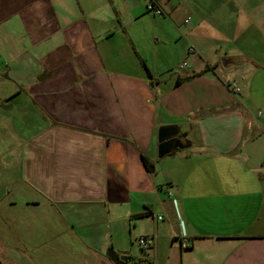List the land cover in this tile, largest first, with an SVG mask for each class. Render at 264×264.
Wrapping results in <instances>:
<instances>
[{
	"label": "crops",
	"instance_id": "0c3cea01",
	"mask_svg": "<svg viewBox=\"0 0 264 264\" xmlns=\"http://www.w3.org/2000/svg\"><path fill=\"white\" fill-rule=\"evenodd\" d=\"M158 4L161 15L143 0H0V157L21 170L11 189L28 185L25 203L71 232L106 222L95 264H115L108 244L128 252L133 233L155 236L150 264L162 238L180 264H264V0ZM168 124L189 146L158 158ZM9 237L3 264H26V241Z\"/></svg>",
	"mask_w": 264,
	"mask_h": 264
},
{
	"label": "rangeland",
	"instance_id": "374dc122",
	"mask_svg": "<svg viewBox=\"0 0 264 264\" xmlns=\"http://www.w3.org/2000/svg\"><path fill=\"white\" fill-rule=\"evenodd\" d=\"M1 51H3V46L0 45V56ZM2 61L0 58V70L2 71ZM6 85L0 83V90L5 88ZM12 113L11 111L8 114ZM1 142V140H0ZM1 145V143H0ZM2 146V145H1ZM0 146V147H1ZM6 156L0 157V261L3 264L2 257L4 256V244L2 242V237L4 235L10 236L9 239L16 241L17 239L13 238V234H18L23 237V241H26V245L29 247L30 252L25 254L23 261L26 264H33V261H37V264H95V259L91 253V249H98L99 245L103 243L104 238L100 237L103 233V230L106 228V222H102L99 225H84L82 230H74L71 232L69 230L66 221H64L60 216H56L52 219L49 218L47 204L42 203L39 206L33 204L25 203L26 197H35L37 196L34 190H32L28 185H23L20 189L12 190L20 180L19 174L20 163L14 165L11 164L10 168H6L3 165V161H6ZM10 177V179H9ZM10 180V182L8 181ZM12 180H15L13 182ZM6 185H9L11 194L7 196ZM23 198L18 200V198ZM14 198L15 204H8V202ZM94 206V205H92ZM96 206V205H95ZM98 208L101 211L100 207H90L89 209ZM94 212V211H93ZM90 213L87 224L92 223L97 216L95 213ZM84 219V216L80 217ZM97 219V218H96ZM151 219V218H150ZM149 220V219H142ZM85 220H78V222L84 223ZM77 223V221H76ZM85 224V223H84ZM150 222L147 221L146 225H149ZM93 229H98L96 236L89 237L88 231ZM32 234L31 238L25 237L28 234ZM56 235V240L52 244L54 252H47L44 248L38 250L39 243L43 242L45 239ZM136 233L132 234L130 238L127 236V244L129 249L127 250L132 256L129 259V264H150L151 260L148 257L144 259L143 251L140 249L139 244L137 243V238H134ZM108 239L109 236H108ZM177 242V240H175ZM43 244V243H40ZM93 246V247H91ZM41 247V245H40ZM170 243L167 238H162L159 242V250L157 251L156 256H154V261L156 264H163L167 260L169 254V262L178 263V256L174 251V248L170 251ZM177 249L180 248L179 245L176 246ZM107 249L111 248V245L108 244ZM149 251H153L152 248ZM170 251V252H169ZM50 262V263H49Z\"/></svg>",
	"mask_w": 264,
	"mask_h": 264
},
{
	"label": "water",
	"instance_id": "95a60500",
	"mask_svg": "<svg viewBox=\"0 0 264 264\" xmlns=\"http://www.w3.org/2000/svg\"><path fill=\"white\" fill-rule=\"evenodd\" d=\"M180 131V126L177 124H168L158 127L156 132L158 158H163L176 149H184L189 146L188 141L182 142L186 135ZM107 255L115 264H127L129 258L128 252H120L114 249H109Z\"/></svg>",
	"mask_w": 264,
	"mask_h": 264
},
{
	"label": "built area",
	"instance_id": "2783aa9c",
	"mask_svg": "<svg viewBox=\"0 0 264 264\" xmlns=\"http://www.w3.org/2000/svg\"><path fill=\"white\" fill-rule=\"evenodd\" d=\"M143 1L145 2L146 9L148 11L152 12L154 15L162 14V10L159 7L158 0H143ZM189 50L191 51L193 50V48L190 47ZM180 66L181 67L185 66V63H182ZM229 87L234 94H238L240 87L236 82H231L229 84ZM157 219L158 220L162 219V216H157ZM154 242H155V236L153 235L139 236L137 238V243L139 244L140 249L143 251L144 256H145V252L153 246ZM179 242H180V246L183 248H186L188 246V238L185 237L184 235L179 238ZM127 264H129V262H127Z\"/></svg>",
	"mask_w": 264,
	"mask_h": 264
},
{
	"label": "trees",
	"instance_id": "16d2710c",
	"mask_svg": "<svg viewBox=\"0 0 264 264\" xmlns=\"http://www.w3.org/2000/svg\"><path fill=\"white\" fill-rule=\"evenodd\" d=\"M141 63H142V65L144 66V68L146 69V71H147V68H146L145 62H144L143 60H141ZM147 72H148V71H147ZM202 72H203V71H202ZM202 72H200V73H202ZM200 73H199V74H200ZM142 160H143V163H144V166H145L146 170H147L149 173H154V172H155V167H154L153 162H152L151 160H149L147 157H144V156H142ZM143 215H145V214H138L136 217H141V216H143ZM146 215H148V214H146Z\"/></svg>",
	"mask_w": 264,
	"mask_h": 264
},
{
	"label": "flooded vegetation",
	"instance_id": "af4514ba",
	"mask_svg": "<svg viewBox=\"0 0 264 264\" xmlns=\"http://www.w3.org/2000/svg\"><path fill=\"white\" fill-rule=\"evenodd\" d=\"M130 258H131V257L128 258V261H129ZM128 261H127V262H128Z\"/></svg>",
	"mask_w": 264,
	"mask_h": 264
}]
</instances>
